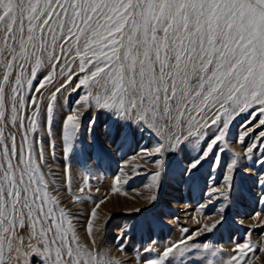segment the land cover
Returning <instances> with one entry per match:
<instances>
[{
    "label": "snow or ice",
    "instance_id": "6c2138e0",
    "mask_svg": "<svg viewBox=\"0 0 264 264\" xmlns=\"http://www.w3.org/2000/svg\"><path fill=\"white\" fill-rule=\"evenodd\" d=\"M69 91L76 98L58 121V96ZM93 112L107 114L124 143L136 134L155 141L142 149L157 157L146 185L154 191L149 203L158 199L165 155L186 143L207 147L182 173L199 170L210 154L219 167L235 120L247 117L241 144L264 129V0H0V264H122L102 246L105 225L94 223L104 199L87 212L86 223L76 214L90 198L91 174L73 194L70 164L60 187L45 171L46 152L55 156V129L65 159L72 158L82 128L94 129ZM252 139L243 158L259 169L233 152L222 183L211 188L208 203L224 202L219 218L162 251L145 247L142 264H182L196 252L202 259L193 264L259 259L264 247L247 238L250 231L226 256L209 244L189 243L227 222L239 172L255 177L257 202L264 205V130ZM116 182L113 193L120 191ZM123 250L121 244L117 251Z\"/></svg>",
    "mask_w": 264,
    "mask_h": 264
},
{
    "label": "rangeland",
    "instance_id": "374dc122",
    "mask_svg": "<svg viewBox=\"0 0 264 264\" xmlns=\"http://www.w3.org/2000/svg\"><path fill=\"white\" fill-rule=\"evenodd\" d=\"M76 93L66 92L63 97L58 96L60 105L56 119L59 121L71 107ZM97 118L91 133L81 130V141L78 143L72 158L65 159L62 145L59 139V127L55 156L46 152L48 166L45 171H51L52 178L60 187L64 183V168L70 164L72 168V193L78 194L77 186L82 185V176L91 174V190L86 189L88 199L76 206V212L80 224L86 223L87 212L95 204L104 199V203L97 209L99 220L97 225H105L103 229L102 246L110 250L111 254L122 261V264H142V259L148 257L145 247H155L162 251L163 248L188 235H193L205 223H211L218 219L217 210L222 200L208 203L209 193L213 186L222 183L226 166L231 162L233 152L241 154V163L245 166L258 165L243 158L245 149L253 143L252 137L258 135L260 129L246 136L244 143L238 142L243 132L241 124L247 118L246 115L235 120L229 128L227 135L228 149L220 153L221 163L219 167L214 166V158L211 156L203 163V167L194 170L193 174L182 173L181 169L188 166L191 159L198 155L201 148L207 145L201 141L200 144L186 143L184 150L178 154L165 155V173L161 177V186L158 199L149 203L146 197L154 194L146 185L150 183L149 174L157 169L152 162L157 157H148L142 149H152L155 141L147 134L141 136L136 134L133 138L129 135L126 143L122 139H116L112 129L113 125L105 113L93 112ZM211 133H209L210 135ZM95 140H92V137ZM215 151V149H214ZM253 160L259 153L253 152ZM119 176V181L115 178ZM255 177H249L244 172H239L236 177V189L233 193L232 203L225 211L227 222L223 227L211 233H202L194 236L189 243L197 245L209 244L223 250L227 255L235 244L244 242L246 233L250 231V239L258 247H264V226H258L264 221V205L259 204L257 193L259 191L253 183ZM120 188L119 192L111 191L113 183ZM99 189V191H97ZM63 193V188H61ZM70 195V194H69ZM201 205H204L201 209ZM136 209H141L138 213ZM259 212L257 219H252L253 214ZM243 220L241 225L239 220ZM200 221L199 224L196 221ZM189 229L184 233L182 229ZM122 237V239H119ZM156 241L155 244L152 242ZM123 244V252L117 251ZM152 256L156 253H152ZM258 260L254 264H264V253L257 250ZM202 259L200 252L187 255L182 264H193L194 261Z\"/></svg>",
    "mask_w": 264,
    "mask_h": 264
}]
</instances>
